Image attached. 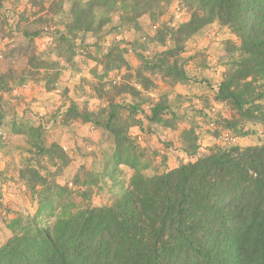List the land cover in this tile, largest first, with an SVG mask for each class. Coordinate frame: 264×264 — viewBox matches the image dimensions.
Here are the masks:
<instances>
[{"label":"rangeland","instance_id":"374dc122","mask_svg":"<svg viewBox=\"0 0 264 264\" xmlns=\"http://www.w3.org/2000/svg\"><path fill=\"white\" fill-rule=\"evenodd\" d=\"M161 6L152 18L144 15L121 26L119 14L114 13L99 32L72 36L66 30L71 0L0 2V75L10 80L9 88L0 90L4 114L0 128V248L12 236L8 229L12 219L28 221L37 214L38 195L26 187L27 177H21L28 166L69 190L74 204L71 213L109 206L129 187L133 170L122 165L113 172L107 157L115 141L102 126L111 104L120 106L113 123L123 128L143 156L146 177L212 152L264 143V97L245 105L251 114H242L231 102L216 100L220 84L235 68L232 63L241 58L239 39L217 20L188 38L191 19L194 15L202 18V13L186 7L183 0ZM168 50L175 53L164 58ZM109 53L120 56L122 63L118 66L117 61L105 60ZM171 65L184 71L185 80L167 74ZM149 67L153 73L146 71ZM138 72L152 83L147 90L138 86ZM184 84L191 97L184 93ZM126 85L138 89L139 95L121 93ZM250 86L256 95L264 91V80H254ZM193 97L197 104L191 101ZM157 104L166 109L158 115L159 123L149 124L146 116ZM71 107L91 114L90 122L68 116ZM227 122L236 123L234 131L225 128ZM20 125L39 128L43 146H59L67 163L62 164L57 156L51 160L29 154L27 135L13 132V126ZM192 146L196 149H190ZM165 150L173 154L171 164ZM53 151L59 154L57 149ZM38 223L43 226L47 221Z\"/></svg>","mask_w":264,"mask_h":264},{"label":"trees","instance_id":"16d2710c","mask_svg":"<svg viewBox=\"0 0 264 264\" xmlns=\"http://www.w3.org/2000/svg\"><path fill=\"white\" fill-rule=\"evenodd\" d=\"M170 1L71 0L66 30L72 36L99 32L114 13L119 14L121 26L135 23L144 15L152 18ZM183 1L186 7L202 13V18L194 15L191 19L188 38L217 20L239 39L241 58L231 62L235 68L220 84L216 100L231 102L242 114H251L245 105L264 97V91L252 94L250 86L254 80H264V0ZM174 53L168 50L163 57ZM104 59L117 61L118 66L122 63L120 56L111 53ZM175 67L167 66V74L185 80L184 71ZM146 71L153 73V68ZM137 74L142 90L152 86L148 78ZM9 81L7 75H0L1 91L9 88ZM122 90L131 96L140 93L129 85ZM118 107L111 104L102 128L115 141L107 154L112 171L124 165L134 172L129 187L109 206L71 213L74 204L69 190L26 167L21 177H27L26 187L38 195V211L32 220L17 217L9 222L12 236L0 248V264H264V143L212 152L161 175L146 177L142 174L146 169L143 156L123 128L113 123ZM165 109L160 104L154 106L146 116L148 123H159L158 115ZM68 116L90 122L91 114L71 107ZM3 119L0 109V128ZM235 126V122H227L225 128L234 131ZM13 132L27 135L32 156L51 160L57 156L62 164L67 163L59 146H43L39 128L13 126ZM40 220L47 223L41 226Z\"/></svg>","mask_w":264,"mask_h":264},{"label":"crops","instance_id":"0c3cea01","mask_svg":"<svg viewBox=\"0 0 264 264\" xmlns=\"http://www.w3.org/2000/svg\"><path fill=\"white\" fill-rule=\"evenodd\" d=\"M184 86H185V91H184V93L185 94H189L190 93V89H188V86L186 87V85L184 84ZM188 97H191V95L189 94V96ZM194 100V101H193ZM191 101H193V103L194 104H197V99H195L194 97L192 98V100ZM192 102H191V104H193ZM142 133H143V131H142V129L141 130H139V134H141V136H142ZM170 133H173L172 131L170 132ZM139 140H140V137H139ZM176 141V140H175ZM142 144H144V143H142ZM166 152L168 151V154H169V164H171L172 163V158H173V154L170 152L171 150H165ZM174 153H176V152H174Z\"/></svg>","mask_w":264,"mask_h":264}]
</instances>
